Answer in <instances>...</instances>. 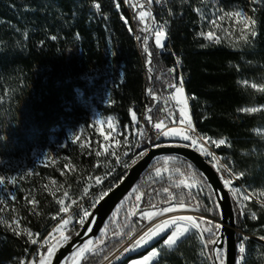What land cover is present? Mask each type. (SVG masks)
<instances>
[{
    "label": "trees",
    "instance_id": "obj_1",
    "mask_svg": "<svg viewBox=\"0 0 264 264\" xmlns=\"http://www.w3.org/2000/svg\"><path fill=\"white\" fill-rule=\"evenodd\" d=\"M100 2L107 21L91 15L87 7L89 0H0V157L17 155L24 147L34 144L44 145L56 130L89 122L86 111L79 104V94L88 90L83 79L85 72L93 64L106 62L103 48L108 44L107 39L113 49L108 60L120 70V80L112 89V104L106 113L116 115L121 127L131 123L130 109L142 119L141 114L155 103L147 95V89L154 87L157 95H168L170 90L165 83V71L175 66V56L168 51L161 53L156 71L149 73L142 46L134 38L140 33L137 21L132 19L133 10L123 2L119 11L113 6V0ZM199 3L200 0H187L186 3L169 0L165 8L154 4L152 9L158 20H170L167 47L183 61L181 72L188 78L186 95L196 97L189 102V113L196 129L214 139H228L231 147L222 146L216 150L234 161L237 173H245L239 181L253 192L264 185V139L254 132L259 126H264V111L244 114L237 109L264 105V93L242 83L247 80L249 84L264 85V6H260L257 13L261 24L251 46L230 49L220 44L201 48L202 43L208 42L196 33L207 30L192 10ZM169 8L173 13L171 17L167 14ZM121 13L129 18L128 26L133 28V33L122 23ZM24 33L28 34L27 40ZM76 33L79 39L75 38ZM52 35L58 38L52 40ZM149 42L151 45V38ZM150 76L161 79H149ZM160 104L163 107V101ZM162 142L179 143L170 139ZM67 152L76 162L88 160L75 149ZM170 172L171 166L169 173L164 174V181L153 183L147 180L148 169L134 187L140 185L142 191L151 193L153 188L168 186L171 183L167 179ZM185 179L188 180L187 177ZM196 190L191 189L194 193ZM183 191L187 193L189 189ZM39 200L40 215H27V221L31 229L42 237L54 225L55 221L50 216L56 214L58 207L48 204L44 198ZM210 203L204 201L206 205L210 206ZM120 204L119 212L118 207L113 212L116 213L115 218L112 213L106 223L102 238L106 246L95 258L99 264L104 261V254L114 253L129 241L126 235L117 237L115 233H127L129 227L138 221L137 216H128L137 204L135 200L123 201L122 207ZM146 206L140 204V207ZM248 207L256 212L257 219L241 216L237 226L254 237H264V210L255 200L249 201ZM234 208L237 219V207L234 205ZM202 213L220 219L211 211ZM126 220L129 227H124ZM146 222L139 221L138 226ZM0 237L6 238L0 239V264H17L33 252V247L23 238L13 236L1 226ZM158 244L154 243L114 264H127L143 257ZM207 247L211 249L212 245ZM247 251V264L263 263V243L248 239ZM200 252L198 239L193 237L166 255L163 264H207Z\"/></svg>",
    "mask_w": 264,
    "mask_h": 264
},
{
    "label": "snow or ice",
    "instance_id": "obj_2",
    "mask_svg": "<svg viewBox=\"0 0 264 264\" xmlns=\"http://www.w3.org/2000/svg\"><path fill=\"white\" fill-rule=\"evenodd\" d=\"M121 2L130 10H133L132 19L136 20L139 25L138 32L140 34H135L134 38L142 46V54L146 57L147 71L149 73L156 71L159 56L165 51L175 56V66L165 71V76L167 77L165 83L167 89L170 90L168 95H157L154 87L147 89V95L155 103L147 107L142 120L138 118L135 110L130 109V125L121 127L120 132L117 133L118 136H123V139H118L116 147L112 148L111 151L106 146L103 152L97 150L94 155L100 157L106 154V156L115 157L119 167L128 171L144 160L145 157H149L153 149L169 146L193 149L200 156L208 159L212 168L220 174L218 179L222 180V187L228 189V193L231 194V198L237 204V219L235 223H240L239 217L241 216H248L251 220H256L257 214L255 211H250L248 202L257 196H264V192L259 194L253 193L250 196L245 189L233 185L232 181L243 177L245 173H237L231 161L222 163L221 161L224 158L218 156L213 150L219 149L222 146L231 147L230 142L227 138L214 139L201 134L193 124L189 113V102L190 100H195L196 97L186 95L185 80L181 72L183 61L179 55L171 52L167 47V25L170 23V20H158L152 9L154 4L166 6L168 0H113V6L118 11L121 8ZM182 2L186 3L187 0H182ZM201 3L207 4V0H201ZM260 6H264V0H246L245 3L230 9L216 5L214 11L211 12H205L200 7H194L192 10L197 13L199 19L211 26L207 31L201 30L196 33L198 37L208 42L207 44L202 43L200 47L207 48L222 44L223 40L220 35L216 34V30L229 37L232 36L233 32L238 31L239 35L236 37V40H228V43L234 48L240 47L241 43L251 46L259 34L261 20L257 13L260 11ZM87 7L90 9L91 15L98 16L100 19L107 21L108 17L102 10L100 0H89ZM167 14L169 17L173 15L170 8ZM75 15L76 13H73V16ZM120 18L124 25H129V18L125 17L122 13ZM224 21L230 22L229 27L223 26ZM127 30L130 33L134 31L131 26H128ZM74 35L76 39L80 38L78 33ZM57 38L55 35L51 36L52 40H56ZM150 38L152 39L151 45L149 42ZM24 39H28L27 33H24ZM149 79L158 81L161 77L150 76ZM242 83L245 86L256 89L258 92L264 93V85L249 84L247 80H244ZM160 101H163V107H161ZM237 111L244 114H254L264 111V106L242 107L237 109ZM97 123H100V121H97ZM104 123H108L110 126L112 124L110 120ZM256 131L258 135L264 137V131ZM104 139L107 141L108 136H105ZM163 139L177 140L179 143L166 145L162 142ZM80 147L83 148L84 146L80 145ZM130 153L132 158L129 162ZM89 154H92L90 150ZM178 161L179 165L177 164ZM101 163L98 160L96 166L100 167ZM170 166L171 172L167 179L171 183L168 186H162L159 189L153 188L152 192L149 193L142 191L141 186L137 185L131 188L130 193L122 197L120 207L123 206V201L125 200H135L137 202L133 209L128 212V216L135 215L138 217V221L129 227L126 220L124 227H129V231L127 233L117 232L115 236L126 235L131 242L126 247L121 245V248H118L115 253L104 254L103 260H109L110 255L119 260L129 251H138L141 248L147 249L154 243H159V247H151L150 251H147L142 258L133 260L132 264H163L166 250H178L180 245L185 241L195 237L201 244L202 251L200 254L202 256L205 255L203 249L208 245H212L209 251L211 252L210 258L214 261V264L217 261L219 264H228L226 260L227 250L218 247L220 237H218L217 233L221 230L223 222L222 213L217 211L221 207V205L217 204V201L221 200L220 190L215 189L206 175L197 169L193 163L187 160H180L179 156L173 155H164L156 158L154 163L149 165L147 180L153 183L164 181V173H169ZM182 167L183 171L181 170ZM115 173L116 169L110 168L106 171L105 177L96 176L94 178V183L100 185L102 179L107 178V176L111 175L115 177L105 187H101L99 193L91 194V203L88 208H82L76 200L66 203V199L69 198L68 191L63 192V198H58L55 191L49 190L59 207L56 214L50 216V219L56 223L43 240L39 239V233L33 232L30 227H22V222L27 221L28 218L20 217L17 214L18 209L15 207L11 209L0 207V224L5 225L13 236L23 238L26 244L37 245L38 249L44 250V254H41L39 250L36 253L38 264H53V257L57 251L73 243L74 237H83V239L80 244L74 246L72 255L65 261V264H99V261L95 258L104 251V247L106 246L102 238L105 235L107 225L99 229L100 237L93 239L90 236L93 233V225L95 224V213L100 204L110 194H114L124 182V179H121V176H116ZM185 177L191 182H187ZM10 184H16L15 177L0 176V191H5L7 185ZM89 187L83 189L84 195H89ZM194 187L197 189L195 193L191 191ZM185 188L189 189L187 193L183 191ZM170 189H180L181 191L175 192ZM19 190L17 189V191ZM16 199L15 192L0 195V206H6L10 201H16ZM205 200L211 202L210 206L204 204ZM257 202L260 204V208L264 210V200H257ZM141 203L147 206L140 207ZM38 205L39 201L36 199L34 193L31 190H25L23 207L32 216L38 217L40 215V212L37 210ZM72 205L76 206V210L69 214ZM89 209L92 211L90 212ZM6 210L12 213L10 220L5 219L3 216ZM119 210L120 208L118 207L117 212ZM181 210L193 212L211 211L214 216L221 217V223L202 216L178 214ZM169 213L177 214L166 216ZM115 215L116 213H113V218H115ZM143 220H147L149 223L138 226L139 221ZM134 233H139L135 239H133ZM53 238H56V240L54 243H51L50 241ZM0 239L6 238L0 237ZM261 239L264 240V237H261ZM239 240L237 257L234 258L233 264H246L245 243L247 237H240ZM17 264H32V262L24 259L19 260Z\"/></svg>",
    "mask_w": 264,
    "mask_h": 264
},
{
    "label": "rangeland",
    "instance_id": "obj_3",
    "mask_svg": "<svg viewBox=\"0 0 264 264\" xmlns=\"http://www.w3.org/2000/svg\"><path fill=\"white\" fill-rule=\"evenodd\" d=\"M245 2L246 0H207V4H203L200 0L198 7L202 8V10L205 12H211L214 11L216 5L230 9ZM201 24L206 30H209L211 27L206 22L201 21ZM229 25L230 22H223L224 27H229ZM216 34L221 36L223 40L222 45L230 49H239L241 46H243L241 43L240 47L234 48L228 43L229 39L236 40V37L239 35L238 31L233 32L231 37L220 32L219 30H216ZM107 42L108 44L106 48H103L105 53L104 57H107L106 62L101 65L93 64L83 76L84 81L87 83L88 90L85 94H79V104L86 111L89 122L83 125L78 124L68 126L62 131L59 129L56 130L57 132H55V134H53L49 138V141L44 145L34 144L30 147H24V149L17 155L11 154L9 156L0 157V176L16 178V184L7 185L5 191H0V195H7L8 192H15L17 197L16 201H10L6 206L0 207H6V209L15 207L18 209L17 214L20 217H27V215H30L27 209L23 207L25 190H31L34 193L36 199L39 201V205H41L39 199L44 198V200L48 201V204L59 207V205L56 204L53 196L50 194L49 190H52L56 192V197L58 198H63V192L68 191L69 198L66 199V203H71L72 200H76L82 206V208H87V206L91 203V194L99 193L101 187H105L109 182L115 179L114 176L109 175L107 178L102 179L100 185H96L94 183V178L96 176H100L102 178L105 177L106 171H108L110 168L116 169V176L122 175L121 173L125 169L119 167V165L116 163L115 157L106 156V154L100 157H96L94 155L95 151L97 150L103 152L106 146H108L109 151H111L112 148L116 147V141L118 139H123V136L117 135L121 129V125L117 116L106 113V110L112 104V89L120 80V70L117 66L113 65L110 60H108V55L112 54L113 49L111 41L107 39ZM257 106L264 105H251L246 107ZM137 116L140 119L138 114ZM109 120L112 122L111 126L108 123H104L105 121ZM97 121H100V123H97ZM129 125L130 124H127L124 127ZM256 130L264 131V126H259L254 130L257 136L264 139V137L257 134ZM105 136H108L107 141L104 139ZM169 144L177 143H166V145ZM80 145H83L84 147L81 148ZM70 149H75L79 152V154L84 155V157L88 160L82 163L76 162L67 152V150L70 151ZM89 150L92 154H89ZM131 158L132 157L130 153L128 158L129 162ZM98 160L102 162L100 167L96 166ZM187 182L190 183L191 181L187 180ZM89 185H91V187H89ZM85 187H89V195L83 194V189ZM17 189L20 190L17 191ZM193 190H196V188L194 187ZM261 192H264V185L254 190L252 194H259ZM256 198L258 200H264V196H257ZM232 202L233 206L235 205L237 207V204L233 199ZM75 210L76 206L72 205L69 210V214ZM174 214L177 213H169L166 214V216H171ZM178 214L202 216L208 219L217 221L220 220L202 212L181 210V212ZM3 216L5 219L10 220L12 213L6 210L3 213ZM148 223L149 222L147 221L146 224ZM0 226L8 230L5 225L0 224ZM24 226L30 227L29 222H22V227ZM52 227L42 237L39 234V239L43 240L46 238L48 233L52 230ZM137 235H139V233L133 236V239H135ZM55 240L56 238H53V240L50 242L54 243ZM130 242L131 241L129 240L123 246H128ZM29 245L33 247V252L24 259L31 261L32 264H38V257L36 256V253L39 250L41 254H44V250L38 249L37 245H31L30 243ZM199 246L200 250L202 251L200 242ZM156 247H159V244ZM142 249L144 248H141L138 251H141ZM203 251L205 252V255L202 256L203 261H205L207 264H211L208 259L211 256L209 248L206 247L203 249ZM135 252H127L119 260H116L114 256L110 255V259L107 261L104 260L101 264H114ZM170 252L172 251L166 250L165 256Z\"/></svg>",
    "mask_w": 264,
    "mask_h": 264
},
{
    "label": "water",
    "instance_id": "obj_4",
    "mask_svg": "<svg viewBox=\"0 0 264 264\" xmlns=\"http://www.w3.org/2000/svg\"><path fill=\"white\" fill-rule=\"evenodd\" d=\"M164 155L179 156L180 158L193 163L197 169H199L206 175L210 183L214 185V188L220 190L221 200H218L217 204L221 205V207L219 208V212L222 213L223 222L221 230L218 233V237H220V243L218 247H222L227 250L226 260L228 261V264H233V260L234 258H236L237 254V234L235 231L236 218L231 195L230 193H228V189L222 187V182L220 179H218V174L212 168V166L209 165L207 161L199 155V153L190 148L186 149L169 146L153 149L149 154V157L151 158L145 157V159L134 166V168L128 170L122 178L124 179V182L120 185V187L115 191L114 194H110V196L100 204L98 210L96 211L95 224L93 225V233L91 234L90 238L95 239L99 236V229L102 226L106 225L109 217L120 204L122 197L125 194L130 193L131 188L136 185L139 179L149 169V165L152 164L156 158L162 157ZM215 221L221 223V217L220 220ZM82 239L83 237H74L73 243L60 248L53 257V264H64L65 261H67V259L72 255L74 246L80 244ZM215 264H219V262L217 261L215 262Z\"/></svg>",
    "mask_w": 264,
    "mask_h": 264
},
{
    "label": "built area",
    "instance_id": "obj_5",
    "mask_svg": "<svg viewBox=\"0 0 264 264\" xmlns=\"http://www.w3.org/2000/svg\"><path fill=\"white\" fill-rule=\"evenodd\" d=\"M168 2H169V0H168ZM168 4V3H167ZM157 7H159V8H165L166 6H162V5H156ZM161 15V14H160ZM168 41H169V39H168ZM168 41H167V43H168ZM184 80H185V83L188 81V78L187 77H185L184 76ZM146 112H144V113H142L141 114V118H143V115L145 114ZM192 118V117H191ZM142 120V119H141ZM192 121H193V119H192ZM193 124H194V121H193ZM198 131V130H197ZM199 132V131H198ZM200 133V132H199ZM163 140H167V139H163ZM215 152H216V154L218 155V156H222L224 159H222V163H228L229 161H231V162H233V164H234V161L232 160V159H230V158H228L226 155H222V154H220L216 149H213ZM204 158V157H203ZM206 161H207V163L209 164V162H208V159H206V158H204ZM210 165V164H209ZM234 168H235V164H234ZM127 173V171L126 170H123V172L121 173V174H123V175H121V176H124L125 174ZM217 173V172H216ZM218 174V176L220 175L219 173H217ZM121 178H123V177H121ZM221 182H222V180H221ZM232 183H233V185H235V186H239V187H241L242 189H245L248 193H249V195L251 196L252 194H251V192H249L248 190H247V188L243 185V184H241V182L239 181V179H234L233 181H232ZM231 195V194H230ZM257 201L258 199L257 198H254V199H251L250 201ZM89 206V205H88ZM88 206H87V208H88ZM89 211L91 212V209H89ZM235 231H236V234H237V239H236V253H237V249H238V245H239V243H240V240H239V238L240 237H247V241H246V243H245V249H246V256L248 255V251H247V242H248V239H254V240H256V241H259V242H261V243H263L264 244V240H262L261 238H258V237H254V236H252V235H250V234H248V233H246V232H244L243 230H241L238 226H237V224H236V228H235ZM211 257V256H210ZM208 258L209 259V261H210V263L211 264H214V261L211 259V258ZM236 257H237V254H236ZM247 260H248V256H247V259H246V264H247ZM262 264H264V261H263V263Z\"/></svg>",
    "mask_w": 264,
    "mask_h": 264
},
{
    "label": "crops",
    "instance_id": "obj_6",
    "mask_svg": "<svg viewBox=\"0 0 264 264\" xmlns=\"http://www.w3.org/2000/svg\"><path fill=\"white\" fill-rule=\"evenodd\" d=\"M133 252H135V251H133ZM140 258H142V257H140ZM140 258H136V259H140ZM136 259H133V260H136ZM133 260L129 261L127 264H131Z\"/></svg>",
    "mask_w": 264,
    "mask_h": 264
}]
</instances>
